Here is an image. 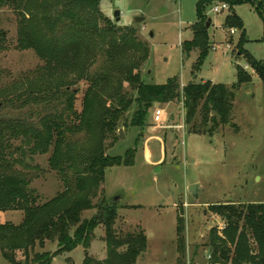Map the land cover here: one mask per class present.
<instances>
[{
    "label": "rangeland",
    "instance_id": "rangeland-1",
    "mask_svg": "<svg viewBox=\"0 0 264 264\" xmlns=\"http://www.w3.org/2000/svg\"><path fill=\"white\" fill-rule=\"evenodd\" d=\"M198 1L99 0V11L115 27L136 29L137 37L149 45L148 61L141 68L148 84L166 83L178 77L181 84L212 80L230 86L237 82V65L253 76L251 83L237 90L231 123L213 135L189 132L186 109L177 100L170 104L156 103L145 127L131 124L137 108V104L132 105L118 123L117 137H107V154L124 157L129 149H136L135 162L109 166L93 203L98 206L122 195L116 204L118 217L114 226L121 233L144 229L148 237V248L140 256L139 264H176L179 259L184 264H209L210 232L217 228L222 234L225 227L222 218L209 206L225 202L264 203L263 82L243 54L238 53L242 31L234 28L232 33V28L224 24L230 11L216 13L213 9L216 4L205 8L211 19V46L200 69L195 66L197 50L188 57L184 55L183 42L193 37L191 25L198 20ZM235 8L246 28L247 40L243 47L264 60V41H260L264 33L262 18L250 4ZM116 11L121 12L119 20ZM26 16L29 14L14 2L0 9V119L37 124L43 115L57 114L64 105L52 93L56 80L47 75L38 78L46 65L43 58L34 48L21 47L19 43V30ZM137 17L143 20L136 21ZM35 82H44L40 84L44 86L40 92L35 89ZM88 86L86 81L75 85L79 88L74 105L78 111L82 110ZM126 87L129 89L127 84ZM120 129L124 138L119 136ZM84 137V133H77L73 140ZM13 142L21 145L20 141ZM23 147L25 153L14 154V169L30 179L29 187L43 204L64 190V180L50 166L52 150L31 154L28 146ZM192 184L197 185L198 195L189 191ZM99 211L93 207L84 211L82 218L91 219ZM179 216L184 225L181 232L186 241L184 253L178 252ZM23 220L21 210H0L3 223L18 225ZM98 226L90 248L80 245L70 253H61L54 257V264H84L87 256L104 259L107 255L105 226L102 223ZM44 244H36L30 250L31 257L59 248L56 241L46 240ZM16 258L20 262L16 264H25L23 251H17ZM0 264L15 263L8 262L0 251Z\"/></svg>",
    "mask_w": 264,
    "mask_h": 264
},
{
    "label": "trees",
    "instance_id": "trees-1",
    "mask_svg": "<svg viewBox=\"0 0 264 264\" xmlns=\"http://www.w3.org/2000/svg\"><path fill=\"white\" fill-rule=\"evenodd\" d=\"M11 2L29 14L19 30L21 47H32L43 58L46 65L38 78L47 75L56 80L52 93L64 107L57 114L43 115L37 124L0 119V210L24 212V220L18 225L0 221V251L10 263H20L16 255L23 251L25 264H54V257L61 253H70L80 245L90 248L96 228L102 223L107 255L104 259L87 256L84 264H139L148 248L146 231L119 232L114 226L117 205L109 201L98 206L93 203L109 166L135 162L136 149H129L124 157L107 154V137H117L118 123L132 105L137 104V108L131 124L145 127L156 103L177 100L186 109L189 132L213 135L231 123L237 90L251 83L253 76L237 65V82L230 86L192 80L182 87L178 77L166 83L148 84L141 68L148 61L149 45L137 37L136 29L115 27L99 11V0H0V9ZM222 2L228 3L230 9L224 24L242 31L238 53L260 76L264 90V60L243 47L246 28L235 12L237 5L250 4L264 24V0H199L198 20L191 25L193 37L183 42V53L188 57L194 50L199 52L195 65L199 70L211 46L207 26L210 18L205 8ZM260 41H264V33ZM81 81L89 86L82 110L78 111L74 105L79 88L75 85ZM43 83L33 84L40 92ZM77 133H84V139L73 140ZM13 141H20L21 145H14ZM23 145L31 154L52 150L50 166L64 180V190L43 204L29 187L30 179L14 169V154L25 153ZM93 207H98L99 213L83 219V212ZM209 207L225 223L222 234L217 228L210 232L209 264H264V203L225 202ZM178 224V252L184 253L181 216ZM46 240L56 241L58 250L31 257L30 250L36 244L44 246ZM176 264L184 263L179 259Z\"/></svg>",
    "mask_w": 264,
    "mask_h": 264
},
{
    "label": "water",
    "instance_id": "water-1",
    "mask_svg": "<svg viewBox=\"0 0 264 264\" xmlns=\"http://www.w3.org/2000/svg\"><path fill=\"white\" fill-rule=\"evenodd\" d=\"M235 14H236V13H235ZM120 15H121V12L116 11L115 16H116L117 20L120 19ZM141 20H143L142 17H137V20H136V21H141ZM210 21H211V19H209V21L207 22V26H208V27H210V24H211ZM119 135H120L121 138H124V132H123V129H120V131H119ZM189 191L192 192L194 195H198L197 185H196V184H192V185L190 186ZM121 198H122V195H119V196H117V197H114L112 200H110L109 204L116 205L118 202H120Z\"/></svg>",
    "mask_w": 264,
    "mask_h": 264
},
{
    "label": "built area",
    "instance_id": "built-area-1",
    "mask_svg": "<svg viewBox=\"0 0 264 264\" xmlns=\"http://www.w3.org/2000/svg\"><path fill=\"white\" fill-rule=\"evenodd\" d=\"M213 9H214V11H215L216 13H219V12H222V11H225V10L230 11L228 3H225V2H222V3L216 4V5L213 7ZM231 32L234 33V32H235V29H232ZM210 257H211V256L209 255V259H210Z\"/></svg>",
    "mask_w": 264,
    "mask_h": 264
},
{
    "label": "crops",
    "instance_id": "crops-1",
    "mask_svg": "<svg viewBox=\"0 0 264 264\" xmlns=\"http://www.w3.org/2000/svg\"><path fill=\"white\" fill-rule=\"evenodd\" d=\"M253 72H254V71H253ZM205 81H206V80H205ZM205 81H204V82H205ZM211 81H212V80H211ZM213 82H214V81H213ZM214 83H215V82H214ZM186 85H187V84H181L182 87H184V86H186ZM122 198H123V197H122ZM122 198H121V200H122ZM140 259H141V258H140Z\"/></svg>",
    "mask_w": 264,
    "mask_h": 264
}]
</instances>
